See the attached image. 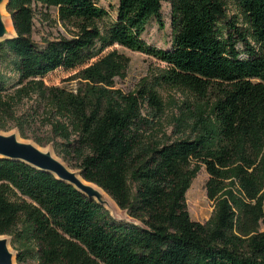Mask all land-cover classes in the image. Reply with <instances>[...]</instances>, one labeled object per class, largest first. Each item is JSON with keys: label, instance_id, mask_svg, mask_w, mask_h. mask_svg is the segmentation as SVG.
<instances>
[{"label": "trees", "instance_id": "trees-1", "mask_svg": "<svg viewBox=\"0 0 264 264\" xmlns=\"http://www.w3.org/2000/svg\"><path fill=\"white\" fill-rule=\"evenodd\" d=\"M170 5L171 46L142 36ZM230 1L241 14L228 19ZM33 3L57 9L70 33L32 38ZM15 34L0 41L18 73L0 79V111L33 93L52 113L55 133L86 181L133 220L118 219L52 173L0 157V234L18 264H264V0H118L115 18L95 0H7ZM235 17V18H234ZM165 62L161 76L188 90L171 138L157 124L164 103L153 87L115 86L129 57L113 44ZM57 67L77 70L74 87L47 85ZM148 102L151 120L141 108ZM209 173L212 216L191 217L186 193ZM28 257L33 258L32 261ZM33 260L35 262H33Z\"/></svg>", "mask_w": 264, "mask_h": 264}, {"label": "rangeland", "instance_id": "rangeland-1", "mask_svg": "<svg viewBox=\"0 0 264 264\" xmlns=\"http://www.w3.org/2000/svg\"><path fill=\"white\" fill-rule=\"evenodd\" d=\"M95 1L96 4L106 8L108 11V15L104 17L103 22L106 23L115 18L118 0ZM33 7L35 15L32 38L37 43L43 44L44 37L53 38L59 34H70L58 20L56 7H47L41 3H33ZM3 9L10 16L6 8ZM1 14L0 12V15ZM233 16H237L238 22H241L242 16L237 4L234 1H230L227 17L220 23L224 32L228 29V19ZM161 18L164 23L162 27L158 25L156 18L152 17L146 24V28L141 36L147 42L155 46L168 48L171 46L172 29L170 24V5L166 1L162 3ZM14 34L15 31L8 30L6 36ZM112 48H116L129 57L124 75L115 78V86L125 92L134 91L141 88L142 85L156 89L164 103V111L159 118L160 121L157 126L164 130L166 134L170 135L171 138L175 137L177 133H175L174 130H177V128L173 118L179 115L180 105H184L185 101L188 99L193 100L194 96H192L188 90L172 87L169 83L164 81L161 73L166 66L165 62L152 55L129 49L117 43L113 44L108 49ZM13 60L14 57L11 54H0V79L4 82L7 92L13 90L18 77ZM76 70L77 68L65 69L63 67H57L44 75L43 81L47 85L52 84L74 87L76 85V79L68 80L66 78ZM152 110V106L148 102H144L141 108L142 114L154 121L157 117L151 115ZM51 119H53L52 113L46 108L43 99L36 93H33L30 97H24L21 101L13 104L9 111H0V134L14 135L16 139H19H17L18 141L30 143L42 151L50 152L53 157L57 158L62 163L67 164L69 167H75L68 164L69 162L75 164L76 161L72 156H68L67 160L63 159V139L55 133ZM72 170L75 171L77 177L78 175L81 176L79 169L75 170L73 168ZM208 179L209 173L205 166H203L193 178L186 193L191 217L201 222H206L212 216L215 207V200L208 196ZM90 185L93 186L92 184ZM93 187L96 188L95 186ZM96 189L98 190V188ZM98 191L101 193V198L105 201L104 206L109 210L112 216L118 219L133 220V218L127 214L126 210L119 208L108 194L100 190ZM261 230H264V219L261 221ZM2 235L9 240L8 248L10 251L16 252L11 244V236L9 234ZM28 258L30 261L33 259L31 257ZM33 262L35 261L33 260Z\"/></svg>", "mask_w": 264, "mask_h": 264}, {"label": "water", "instance_id": "water-1", "mask_svg": "<svg viewBox=\"0 0 264 264\" xmlns=\"http://www.w3.org/2000/svg\"><path fill=\"white\" fill-rule=\"evenodd\" d=\"M3 1L5 6L7 0H0V3ZM6 33L7 30L0 15V41L12 36H6ZM0 157L22 160L36 168L48 171L55 177L72 184L82 193L104 206L105 201L101 198V193L90 184L81 181L71 167L53 157L50 152L42 151L30 143L18 141L14 135L0 134ZM8 245L9 240L0 234V264H15L13 256L16 258V252L10 251Z\"/></svg>", "mask_w": 264, "mask_h": 264}, {"label": "bare ground", "instance_id": "bare-ground-1", "mask_svg": "<svg viewBox=\"0 0 264 264\" xmlns=\"http://www.w3.org/2000/svg\"><path fill=\"white\" fill-rule=\"evenodd\" d=\"M5 8L4 6V1L0 3V12L2 13L1 14V20L2 22L4 23V26L6 28V30H13L14 31V28H13V25H12V22H11V19H10V16L7 14V12L3 9ZM10 32V31H9ZM18 139V138H17ZM19 140V139H18ZM73 169V168H72ZM76 170V169H75ZM79 174V173H78ZM78 178L83 181L84 183H89V184H92L93 186H95L96 188H98V190H100L101 192L107 194L104 190H102L99 186L93 184V183H90L88 181H86L82 176L78 175ZM10 250V249H9ZM13 262L15 264H17V261H16V258L15 256H13Z\"/></svg>", "mask_w": 264, "mask_h": 264}]
</instances>
